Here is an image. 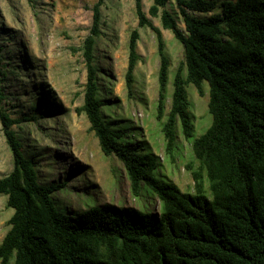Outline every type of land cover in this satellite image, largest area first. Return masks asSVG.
<instances>
[{
    "label": "trees",
    "instance_id": "16d2710c",
    "mask_svg": "<svg viewBox=\"0 0 264 264\" xmlns=\"http://www.w3.org/2000/svg\"><path fill=\"white\" fill-rule=\"evenodd\" d=\"M134 1L138 21L128 41L127 96H133L140 60L139 28L149 27L159 57L155 117L164 152L174 160L178 133L190 143L192 159L184 167L191 188L163 179L158 156L142 144L126 143L123 130L104 117L107 102L94 63L103 0H96L81 47L86 74L76 111L87 118L102 154L122 163L131 196L141 205H91L75 215L64 213L52 194L66 182L42 183L13 129L35 116H9L0 78V122L12 155L0 194L13 210L0 240V264H264V0H152L148 14L183 46L167 110L171 60L161 30L141 0ZM3 67L0 50L5 75ZM205 84L211 121L196 135L187 88L204 96ZM150 199L160 202L158 211Z\"/></svg>",
    "mask_w": 264,
    "mask_h": 264
},
{
    "label": "rangeland",
    "instance_id": "374dc122",
    "mask_svg": "<svg viewBox=\"0 0 264 264\" xmlns=\"http://www.w3.org/2000/svg\"><path fill=\"white\" fill-rule=\"evenodd\" d=\"M96 0H0V50L5 75L0 72L6 98L3 108L12 118L34 115L13 129L26 155L34 158L42 183L65 181L63 189L52 196L66 214L75 215L88 206L110 204L138 208L141 203L130 193L122 163L113 155L105 156L89 132V122L76 108L82 104L85 65L82 43L92 22ZM152 0H141L142 10L161 30L165 51L171 60L166 110L170 104L171 80L183 59V46L158 18L148 14ZM169 9L176 14L174 1ZM209 14V13H208ZM205 14V15H208ZM204 15V14H202ZM134 0H103L100 35L94 48L100 96L107 104L104 117L123 130L128 144H142L158 156L159 175L189 190L192 185L185 163L192 159L191 145L178 133L174 160L164 152L161 123L156 119L159 57L154 32L139 28L137 52L140 55L134 74L133 96H127L124 74L128 41L137 27ZM177 22L183 29L180 16ZM205 95L193 86L187 88L195 134L202 133L211 121ZM12 168V155L0 122V177ZM0 194V240L8 229L13 210ZM158 211L160 202L151 200Z\"/></svg>",
    "mask_w": 264,
    "mask_h": 264
}]
</instances>
